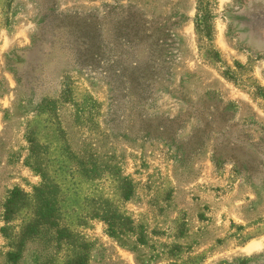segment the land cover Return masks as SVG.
Listing matches in <instances>:
<instances>
[{
	"label": "rangeland",
	"instance_id": "1",
	"mask_svg": "<svg viewBox=\"0 0 264 264\" xmlns=\"http://www.w3.org/2000/svg\"><path fill=\"white\" fill-rule=\"evenodd\" d=\"M196 5L0 0V264L79 242L87 264H264V0H212L207 39ZM42 174L75 242L47 231L12 263L32 209L6 223L5 200Z\"/></svg>",
	"mask_w": 264,
	"mask_h": 264
},
{
	"label": "trees",
	"instance_id": "2",
	"mask_svg": "<svg viewBox=\"0 0 264 264\" xmlns=\"http://www.w3.org/2000/svg\"><path fill=\"white\" fill-rule=\"evenodd\" d=\"M212 0H197L196 14L194 18V27L201 37L204 39L210 36L212 31L210 5ZM71 95L68 82H65L61 92V101L67 103ZM52 113L55 112V103H48ZM29 151L33 159H38L40 146L35 142L34 138L29 137ZM41 184L33 188L30 197L21 189L14 188L8 195L4 203V221L9 223L14 216L22 209H32V219L23 228L16 250L8 255L9 261L16 263L23 251L25 243L34 238H41L42 235L50 231L57 243H74L73 236L59 225L58 216V191L55 184L49 182L45 175H41ZM122 198L128 200L132 194V185L129 181L121 183ZM104 221L109 226V230L118 225L121 228L131 230L129 220L115 213H107L104 215ZM76 252L70 257L65 264H87L88 261V245L85 243L76 244Z\"/></svg>",
	"mask_w": 264,
	"mask_h": 264
}]
</instances>
